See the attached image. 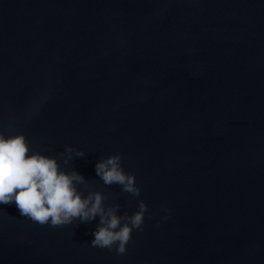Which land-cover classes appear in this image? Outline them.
<instances>
[{
    "label": "water",
    "instance_id": "water-1",
    "mask_svg": "<svg viewBox=\"0 0 264 264\" xmlns=\"http://www.w3.org/2000/svg\"><path fill=\"white\" fill-rule=\"evenodd\" d=\"M0 131L83 149L68 170L119 214L148 205L118 254L99 217L0 204V264H264V0H0ZM114 154L139 197L96 175Z\"/></svg>",
    "mask_w": 264,
    "mask_h": 264
},
{
    "label": "clouds",
    "instance_id": "clouds-1",
    "mask_svg": "<svg viewBox=\"0 0 264 264\" xmlns=\"http://www.w3.org/2000/svg\"><path fill=\"white\" fill-rule=\"evenodd\" d=\"M85 155L83 149L71 145L58 156L46 155L32 151L22 132L0 131V204L15 203L22 216L51 227L74 221L91 222L99 217L91 245L123 254L133 231H143L148 205L141 199L138 210L131 215L119 214V203L106 205L104 192L90 190V180L73 167L68 170L74 157ZM95 170L104 185H119L121 192L133 198L141 195L136 175L126 172L122 166V154L101 158Z\"/></svg>",
    "mask_w": 264,
    "mask_h": 264
}]
</instances>
